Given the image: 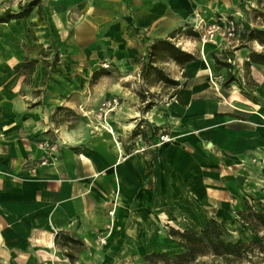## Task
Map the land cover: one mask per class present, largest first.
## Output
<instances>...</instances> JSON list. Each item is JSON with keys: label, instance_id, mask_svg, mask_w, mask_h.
Returning a JSON list of instances; mask_svg holds the SVG:
<instances>
[{"label": "crops", "instance_id": "crops-1", "mask_svg": "<svg viewBox=\"0 0 264 264\" xmlns=\"http://www.w3.org/2000/svg\"><path fill=\"white\" fill-rule=\"evenodd\" d=\"M32 1L0 0V17ZM260 5L39 0L40 15L0 24V264H163L146 257L183 252L170 230L198 233L211 219L235 243L257 242L237 213H264V36L249 37L264 31L250 21ZM199 16L234 20L238 38L188 39ZM161 42L176 51L153 66L179 85L157 81L167 98L143 112L156 75L142 81L141 67ZM141 121L171 142L133 137Z\"/></svg>", "mask_w": 264, "mask_h": 264}, {"label": "trees", "instance_id": "trees-1", "mask_svg": "<svg viewBox=\"0 0 264 264\" xmlns=\"http://www.w3.org/2000/svg\"><path fill=\"white\" fill-rule=\"evenodd\" d=\"M39 0H34L24 6L22 13L6 12L0 17V24L9 23L12 20L23 18V13L27 16L34 8H37L39 13ZM249 37H253L256 34L264 36V31H249ZM186 35L191 38H200V35L192 30L186 31ZM244 38V37H242ZM172 50L176 51L174 47L167 42H161L160 44L150 45L146 61L142 64L140 78L142 81L151 79L152 75H159V71L153 66L154 58L158 53ZM162 47V48H160ZM217 65L223 67H230L229 64H221L215 57L213 58ZM110 69V68H109ZM158 81L164 83L169 87H178V83L169 80L168 78L161 77ZM232 82H236L235 76L228 73L225 85H229ZM142 94V95H141ZM140 95L146 99L149 96V101L144 107L143 112H147L157 105L154 101V94L141 93ZM174 98L169 96V100ZM163 126L157 127L149 125L146 130L143 127V121H141L132 132L133 137H141L144 142L155 143L159 140V136L166 135L167 132ZM237 215L240 217L243 223H250L253 226L254 234L259 237L257 242L252 241L250 243L238 244L232 241L229 232L225 229L221 222L211 219L208 224L200 232L194 233L190 231L179 232L176 230H170L168 236L178 243L183 249V252L178 255L166 257L164 254H152L147 259L153 258L160 260L163 264H262L264 263V213L249 208L247 212H239ZM256 226L261 229L256 231Z\"/></svg>", "mask_w": 264, "mask_h": 264}, {"label": "built area", "instance_id": "built-area-1", "mask_svg": "<svg viewBox=\"0 0 264 264\" xmlns=\"http://www.w3.org/2000/svg\"><path fill=\"white\" fill-rule=\"evenodd\" d=\"M192 30L200 35V40L202 43H213L216 37L221 38L224 41H232L238 38L240 33L238 26L234 20L227 18H221L215 22L209 23L203 19L201 16L194 19V24L192 25ZM101 68L109 69L108 64H102ZM120 102L118 99L105 100L97 110L96 117L99 120H105V118L116 111L119 107ZM171 142V139L168 135L159 136V140L156 145L168 144ZM41 149H52L46 143L40 144ZM143 151V150H142ZM261 167L264 168V158L257 162ZM264 190V187H263ZM115 212L112 210L108 213L111 220L114 218ZM107 230H111V225H108ZM106 243V237L102 234L99 235L96 239V244L104 245Z\"/></svg>", "mask_w": 264, "mask_h": 264}, {"label": "rangeland", "instance_id": "rangeland-1", "mask_svg": "<svg viewBox=\"0 0 264 264\" xmlns=\"http://www.w3.org/2000/svg\"><path fill=\"white\" fill-rule=\"evenodd\" d=\"M257 10L259 11L255 16H259L260 19L258 20H254V19H250V21L253 23L254 25V28L255 27H259V26H262V24H264V5H260L258 6ZM210 19H214L213 16H209ZM244 25L246 26V23H244ZM188 39H191L192 41H197V40H200V38H188ZM57 53H58V50H57ZM62 53V52H60ZM146 58H147V54H146ZM160 60L158 59H155L153 60L154 64H156V62H158ZM103 70V68H102ZM106 70V69H105ZM108 70V69H107ZM160 72V71H159ZM162 77V73H159V75L155 76L153 78V80H151V90H153L152 92L153 93H150V94H154L155 97L153 98L155 101H160V100H163L165 98H167L166 96L168 95L167 93L169 92H165V93H162L163 91H160V88H161V85L158 84V80ZM158 91H160V93H157ZM162 97V98H161ZM148 100L149 99V96L147 98ZM140 109V108H139ZM144 110V109H143ZM97 113V112H96ZM264 190L262 189V192ZM248 204H251V203H248ZM257 204L259 205L257 208L260 209V208H264V197L260 199L259 203L257 202ZM256 204V205H257ZM254 206V205H253Z\"/></svg>", "mask_w": 264, "mask_h": 264}]
</instances>
